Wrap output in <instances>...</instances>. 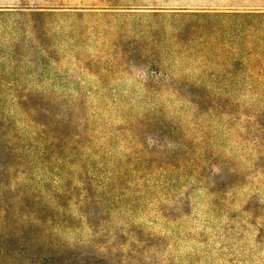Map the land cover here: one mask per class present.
<instances>
[{"label":"rangeland","instance_id":"1","mask_svg":"<svg viewBox=\"0 0 264 264\" xmlns=\"http://www.w3.org/2000/svg\"><path fill=\"white\" fill-rule=\"evenodd\" d=\"M0 264H264V0H0Z\"/></svg>","mask_w":264,"mask_h":264}]
</instances>
